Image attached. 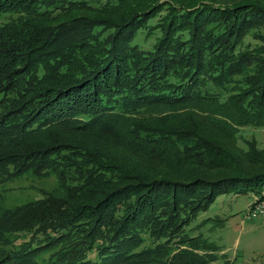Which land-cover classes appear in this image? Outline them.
<instances>
[{"label": "trees", "instance_id": "1", "mask_svg": "<svg viewBox=\"0 0 264 264\" xmlns=\"http://www.w3.org/2000/svg\"><path fill=\"white\" fill-rule=\"evenodd\" d=\"M249 127L264 131V0H0V184L49 167L64 190L1 211L14 264H214L185 228L220 193L264 190ZM61 129L105 133L99 156L80 146L60 172L33 148Z\"/></svg>", "mask_w": 264, "mask_h": 264}, {"label": "rangeland", "instance_id": "2", "mask_svg": "<svg viewBox=\"0 0 264 264\" xmlns=\"http://www.w3.org/2000/svg\"><path fill=\"white\" fill-rule=\"evenodd\" d=\"M86 1L92 6H98V4L106 0ZM89 16L97 19H111L105 13L91 14ZM78 24H82L81 26H83L84 23L79 22ZM87 91L86 89L83 90L82 95L84 96ZM245 133L249 137L255 138L259 143V147L264 144V131L261 127H249ZM101 138H106L105 133L101 134L93 131L92 134L85 133L80 135L75 133L74 130L61 129L49 136H45L42 140L39 139L37 141L38 147H34L33 149L45 152L52 148L56 149L57 151L53 153L54 155H52L51 159L54 160L55 155L58 156V159L54 160L56 162L54 166L61 172L64 171L65 167L62 159H59L60 156L73 155L75 152L76 154L85 155L83 149H79L80 146H83V148L89 149L92 153H96L95 156L98 157V149H95L93 145L94 140L100 142L102 141ZM82 139L85 141H82ZM89 155L91 156L92 154ZM104 164L105 168L110 171L114 170L107 167L109 165H106V163ZM59 182V174L49 167L38 170L26 169L17 175L13 174L10 179L0 184V206L2 208L0 210V218L2 215L1 211L7 208L38 203L41 200H47L48 196L60 197L64 190L59 188L61 187ZM262 192L260 194L254 192H247L245 194H237L235 192L220 193L208 205V208L201 210L191 220L185 228V233L189 236L201 235L218 246L220 251L217 254L224 253V255H221V259L213 262L214 264H264V216L247 218L250 204L253 202L255 196L261 195ZM58 250V247H54L49 251L41 253L39 259L48 261L49 257L53 256L51 261L56 260ZM7 255V250L0 245V264H14Z\"/></svg>", "mask_w": 264, "mask_h": 264}, {"label": "built area", "instance_id": "3", "mask_svg": "<svg viewBox=\"0 0 264 264\" xmlns=\"http://www.w3.org/2000/svg\"><path fill=\"white\" fill-rule=\"evenodd\" d=\"M262 216H264V191L261 195L255 196L253 202L250 204L247 218Z\"/></svg>", "mask_w": 264, "mask_h": 264}]
</instances>
